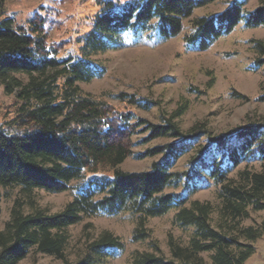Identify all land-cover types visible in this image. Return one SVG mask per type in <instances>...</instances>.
Masks as SVG:
<instances>
[{
	"label": "trees",
	"instance_id": "16d2710c",
	"mask_svg": "<svg viewBox=\"0 0 264 264\" xmlns=\"http://www.w3.org/2000/svg\"><path fill=\"white\" fill-rule=\"evenodd\" d=\"M95 1L99 11L79 39L81 56L60 60L61 46L49 44L47 10L19 24L14 16H4L6 0H0V84L19 103L13 120L0 126V186L20 194L0 232V264H20L33 250L64 264H103L126 251L122 239L108 231L88 238L84 253L71 263L69 228L100 215L130 214L136 220L131 241L145 242L149 220L174 211L173 223L192 230L188 243L170 236V258L152 243L153 251L134 252L129 264H245L264 235V224L243 225L251 212L264 211V121L227 135H214L201 123L184 131L177 119L187 105L154 124L136 111L150 112L158 102L125 92L96 98L80 85L104 78L106 67L93 57L124 48L126 37L156 34L167 41L187 28L185 44L203 52L241 22L245 29L264 27V0L253 11L246 10L247 0H233L221 13L201 17H194L195 11L218 0H131L119 6L113 0ZM252 43L258 58L248 69L254 72L264 66V43ZM137 135L145 136L135 142ZM163 138L172 142L133 151ZM190 154L185 169L176 170ZM154 157L160 159L148 171L120 169L129 158ZM211 187L217 189L218 206L192 200ZM69 190L74 198L59 213L38 208L33 199L35 191ZM2 211L0 194V217Z\"/></svg>",
	"mask_w": 264,
	"mask_h": 264
},
{
	"label": "rangeland",
	"instance_id": "374dc122",
	"mask_svg": "<svg viewBox=\"0 0 264 264\" xmlns=\"http://www.w3.org/2000/svg\"><path fill=\"white\" fill-rule=\"evenodd\" d=\"M124 5L131 0H113ZM233 0H218L217 2L195 11L194 17L217 15L224 11ZM261 0H247V11L255 10ZM50 21L47 25L49 44L61 46L58 58L63 60L69 56H81L79 39L84 38L91 29L94 16L99 11L95 0H6L4 16H14L19 24H24L35 12H45ZM187 28L185 32H187ZM163 41L156 34L152 38H125L124 48L111 50L95 55L93 59L106 67L107 72L102 79L89 84H81L84 93L96 98H105L121 92L136 94L158 102L159 107L150 112L136 113L154 124L161 123V118H170L176 110L187 105L186 113L177 119L184 131L196 124H205L214 135H227L249 123L264 121V66L258 71H249L258 52L252 42L264 43V27L245 29L241 22L230 34L221 37L208 50L200 52L185 44L183 37ZM24 81L25 78H22ZM112 104L117 103L110 101ZM19 103L14 95L5 92L0 84V126L13 120ZM145 135L133 138L139 142ZM172 142L169 138L158 139L147 145H137L136 153H144L147 149ZM190 155L183 157L176 170L185 169ZM160 157L135 160L127 159L120 169L125 172L148 171L154 161ZM245 164L239 167L244 169ZM106 175L111 176L112 170L100 167ZM238 170L231 177L237 176ZM77 183H74L75 186ZM2 196V215L0 217V232L4 231L11 220L14 201L20 194L18 190L6 189L0 186ZM74 192L69 190L62 194H48L35 191L33 199L38 208L50 214L63 211L74 198ZM192 200L211 202L218 206L217 189L200 190ZM30 206H25L29 213ZM176 212H171L161 218L148 222L150 238L145 242L133 243L132 234L136 220L130 214L117 217L100 215L86 219L81 224L68 230L69 262H76L84 253L88 238H97L103 232H111L120 237L126 245V251L114 259H108L103 264H129L136 251H153L152 243H156L162 253L170 258L168 246L169 237L173 236L178 243L187 244L192 230H183L173 223ZM216 218V216H214ZM264 224V211L251 212L250 218L243 225L260 227ZM256 253L245 264H264V235L254 243ZM208 260V255H204ZM20 264H64L53 257L33 250Z\"/></svg>",
	"mask_w": 264,
	"mask_h": 264
}]
</instances>
